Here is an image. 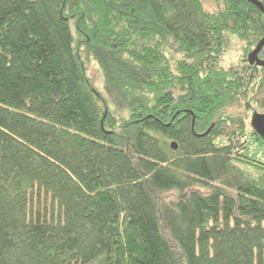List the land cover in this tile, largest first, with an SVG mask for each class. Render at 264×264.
Here are the masks:
<instances>
[{"label": "trees", "instance_id": "trees-1", "mask_svg": "<svg viewBox=\"0 0 264 264\" xmlns=\"http://www.w3.org/2000/svg\"><path fill=\"white\" fill-rule=\"evenodd\" d=\"M223 2L0 0V264H264V159L229 114L264 108V68L222 65L264 14Z\"/></svg>", "mask_w": 264, "mask_h": 264}, {"label": "rangeland", "instance_id": "rangeland-1", "mask_svg": "<svg viewBox=\"0 0 264 264\" xmlns=\"http://www.w3.org/2000/svg\"><path fill=\"white\" fill-rule=\"evenodd\" d=\"M203 7L207 12L214 13L220 11L224 7L223 0H201ZM253 51L247 49V45L240 41L239 39L233 37L231 39V44L223 56L222 65L225 69L230 67H242L248 65V57ZM81 58L83 62V67L86 72L88 81L94 88L106 99L108 98L105 90V80L103 72L97 63V61L90 55H88L84 50L80 51ZM110 111L115 115L118 121H121L124 118H128V114L125 110L116 109L112 103H108ZM238 109L230 110L231 115L240 116L246 122V130L243 134L244 136L240 137L241 143L249 145L252 153H258V159H264V146L258 145L257 147L253 145V129L251 126L252 118L255 112L258 114H264V108L258 105L255 102H250V106L246 105V102L238 105ZM234 130V129H232ZM180 197L179 193H170L164 195L162 198L165 200H175Z\"/></svg>", "mask_w": 264, "mask_h": 264}, {"label": "water", "instance_id": "water-1", "mask_svg": "<svg viewBox=\"0 0 264 264\" xmlns=\"http://www.w3.org/2000/svg\"><path fill=\"white\" fill-rule=\"evenodd\" d=\"M246 1H249L252 4L256 5L264 14V6L261 2H259L258 0H246ZM263 48H264V39H262L259 42L255 50L248 57V63L251 66L256 65L258 67L264 68V60L260 59L259 57ZM251 126L253 128V131L264 139V114H258L257 112H255L252 118ZM209 132L210 130L206 134H208ZM171 147L173 150H177L176 143H173Z\"/></svg>", "mask_w": 264, "mask_h": 264}]
</instances>
